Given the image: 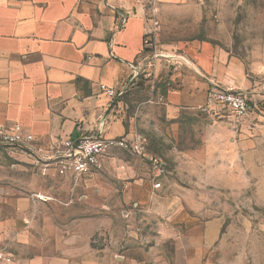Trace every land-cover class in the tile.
Instances as JSON below:
<instances>
[{
  "label": "rangeland",
  "instance_id": "1",
  "mask_svg": "<svg viewBox=\"0 0 264 264\" xmlns=\"http://www.w3.org/2000/svg\"><path fill=\"white\" fill-rule=\"evenodd\" d=\"M157 5L159 53L208 43L264 77V0ZM142 84L120 102L129 139L138 136L146 156L116 149L74 186L60 169L0 147L3 215L25 225L36 254L69 264H264V99L240 90L258 109L239 118L166 106L164 91ZM151 156L166 164L164 175ZM179 248L185 258L177 262Z\"/></svg>",
  "mask_w": 264,
  "mask_h": 264
},
{
  "label": "crops",
  "instance_id": "2",
  "mask_svg": "<svg viewBox=\"0 0 264 264\" xmlns=\"http://www.w3.org/2000/svg\"><path fill=\"white\" fill-rule=\"evenodd\" d=\"M149 3L0 0V124L22 125L45 147L99 131L107 139L129 138L122 102L110 99L102 85L135 91L142 82L148 91H164L166 106L178 109L204 108L214 86L264 99V77L249 74L241 60L208 43L164 47L146 78L152 66L144 45ZM27 240L25 225L0 210V248L8 247L15 264H69L36 254ZM176 256L177 262L185 258L182 248ZM92 260L84 264H104ZM113 264L142 263L123 258Z\"/></svg>",
  "mask_w": 264,
  "mask_h": 264
},
{
  "label": "built area",
  "instance_id": "3",
  "mask_svg": "<svg viewBox=\"0 0 264 264\" xmlns=\"http://www.w3.org/2000/svg\"><path fill=\"white\" fill-rule=\"evenodd\" d=\"M158 2L159 0H150L151 12L144 30V45L147 52L152 54L149 76L153 75L155 62L161 58L155 43L159 29L156 9ZM101 90L115 101H120L126 91L125 89H111L104 85L101 86ZM202 109L208 112L216 109L226 110L239 118H247L255 113L258 106L246 92L214 86L208 93L206 106ZM0 147L10 149L15 154L29 155L46 168L60 169L62 175L68 177L74 186L82 184L89 178L101 167V161L116 149L146 156L145 147L136 135H133L131 139L128 137L107 139L99 131L91 136L80 137L76 140L65 139L56 146L45 147L37 143L35 137L19 124L12 127L0 124ZM149 158L158 177L164 175L166 164L158 157L151 156ZM155 187L160 188L161 184L156 183ZM0 264H15L14 256L9 252L8 247L0 248Z\"/></svg>",
  "mask_w": 264,
  "mask_h": 264
}]
</instances>
